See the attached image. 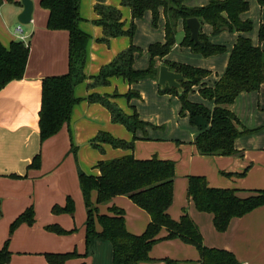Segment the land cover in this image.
<instances>
[{
  "label": "trees",
  "instance_id": "obj_1",
  "mask_svg": "<svg viewBox=\"0 0 264 264\" xmlns=\"http://www.w3.org/2000/svg\"><path fill=\"white\" fill-rule=\"evenodd\" d=\"M13 2V0H8ZM264 10V0H256ZM2 0H0V5ZM40 6L47 10L46 27L49 30H66L68 33L67 59L68 70L64 74L44 76L41 79V97L38 111L39 140L42 143L55 135L61 127L68 123L74 104L80 98L74 96V87L84 80L85 48L89 36L81 30L79 22V0H39ZM121 4L130 8L131 24L124 28L121 12L117 7L106 5L104 0H95L93 9L97 14L92 22L101 26L100 42L108 43L117 36H128L132 40L135 30L134 20L141 18L146 11L152 14L155 24L159 10L162 9L164 22V41L151 43L148 46L149 64L144 69L133 66L136 55L141 49L132 42L120 51L109 63L102 66L90 85H106L108 78L120 76L129 84L143 78L158 77L159 68L155 58H164L175 43L178 20L182 21L184 37L180 44L190 48L194 53L204 57L223 53L225 47L209 41L208 36L199 29L198 39L203 44L194 43L190 39V31L186 19L196 17L200 24L211 26V35L216 36L222 31L238 32L236 41L230 51L226 68L213 86L199 88L200 95L213 101L212 109L202 103L192 102L188 93L210 74L203 68L163 60L170 70L182 73L185 81H181L182 93L178 94L173 87L160 88L162 94H173L180 100V115H188L189 122L198 129L194 145L201 155L241 156L242 152L234 146V140L243 134H249L261 127L248 129L244 127L236 115L228 108L241 92L258 90L264 83V49L259 44H252L244 35L252 29L250 19H242L240 15L249 9L248 0H209L199 7H189L184 0H121ZM258 40L264 41V24L258 28ZM29 44L21 40H13L5 47L0 42V89L12 80L21 79L24 75L28 59ZM113 96H118L114 93ZM138 96L129 89L125 97ZM91 102H99L110 112L113 122L120 123L131 132L143 128L146 123L138 118L133 109L125 114L116 104L106 97L89 95ZM137 137L131 141L115 138L106 132H99L91 145L102 151L99 143H108L114 148L132 149ZM40 153L36 154L30 168H38ZM99 173L87 174L80 171L78 181L86 207L85 247L96 240H107L112 245L111 264H139L153 259L149 252L160 240L178 238L184 243L193 245L198 251L199 264H239L235 255L226 249L208 247L203 244L202 235L196 223L184 210L179 219H173L168 213L173 199L174 162L158 159L155 156L137 159L131 153L108 160H99L94 165ZM245 173H234L242 176ZM231 175L230 173H225ZM96 192V204L107 203L116 195L127 196L134 204L146 211L150 217L145 229L140 234H133L126 228L123 209L111 206L108 212L98 213L97 205L90 201L91 192ZM187 197L191 199L196 210L212 214L213 226L218 232H224L234 217H240L256 207L264 205V189L250 190L245 196L238 195L234 188H217L208 185L202 175H189L187 179ZM53 213H74V201L70 196L63 206L53 205ZM34 222L32 206L22 211L10 224V233L21 223L28 225ZM96 223L100 229H96ZM45 229L56 234L68 231L60 226L46 225ZM162 229L166 233L159 236ZM6 239L0 247V264H7L11 257ZM85 252V254H86ZM73 250L64 253H44L48 264H63L69 259L78 257ZM169 264L172 260L164 259ZM83 264V263H80Z\"/></svg>",
  "mask_w": 264,
  "mask_h": 264
},
{
  "label": "crops",
  "instance_id": "obj_2",
  "mask_svg": "<svg viewBox=\"0 0 264 264\" xmlns=\"http://www.w3.org/2000/svg\"><path fill=\"white\" fill-rule=\"evenodd\" d=\"M32 2V16L30 22L27 24H20L17 21V15L23 8L20 0H13V2L2 0V4L0 5L1 44L8 47L9 43L13 40H21L29 44L28 59L23 77L8 82L0 89V204L1 206L5 205L9 208L10 213L13 214L12 217H17L27 207H33L35 205L34 213L37 215L36 220L39 219L40 209L41 206H43V220L42 224H40V228L42 229L48 222H60L61 218L58 214L51 212L50 209L57 201L56 199L61 197L56 196L54 193L44 194L43 191L37 194L35 184L43 179L45 175L61 169L63 167V162L67 160V158L68 160L72 159L69 156L70 149L65 151L68 148V142L64 143L65 146L63 149L59 144L60 139L69 134L70 127H72L71 121L80 116L92 119L88 121V127H86L85 132L82 131L83 128L76 129L74 135H76L75 140L77 143H81L80 141L83 140L90 141V139L92 140L99 132H106L115 138L125 141H131L133 135L137 137L133 142L132 149L114 148L108 143H99L102 151H100V158L97 159L98 157H96L97 161L105 159V156H103L105 148L109 150L107 159L131 153L137 159H147L155 156L158 159L169 160V158H167L168 156L165 155L138 156L134 151L135 145L142 144L143 141H150L149 143H151L155 140H164L171 135L169 131L171 125L173 124L175 127L178 126V118L181 117L180 120L186 123L189 118L187 114L183 116L177 115L181 104L180 100L179 104H177L178 98L176 95L158 93V77L156 79L150 77L143 78L135 83L129 84L124 78L113 76L108 78V83L106 85H90L93 82L92 77L98 74L100 68L109 63L120 51L126 49L129 44H127V39H120V37H124L123 35L110 38L108 43L98 41L102 36V28L92 22L97 18V14L93 9L95 0H79L78 11L81 18L79 27L89 36L85 48V63L83 67L85 78L81 83H78L73 90L74 96L80 98V102L74 104L72 107L69 122L65 123L55 135L40 143L38 111L41 97V79L44 76L60 75L67 72L68 59L66 41L68 47V33L66 30L46 29L45 22L48 15L47 10L44 9L45 15L43 18L39 19L40 15L37 17L33 14L35 10L34 4L37 5L39 0H32ZM104 3L117 7L120 10L124 28H126V19L123 16L122 9L127 6L122 5L121 0H104ZM248 3L250 10L248 9L243 12L240 17L242 19L252 20L253 26L252 29L244 33V35L250 38L252 44H259L261 48L264 49V41L260 42L255 32L256 22L258 24L264 23V10L258 5L256 0H248ZM127 8L130 11V8ZM149 12L150 11H146L144 15ZM161 12L162 9L159 10V14ZM17 25L21 26L23 37H20L14 32ZM200 28L202 32L208 36L210 42L220 45H222L221 38L224 33L228 32L233 34L234 39H232L231 48L238 36V32L229 31H222L218 34L219 36H212L210 35L211 26L207 23L200 24ZM183 37L184 30L182 21L178 20L175 43L171 47L170 52L164 58H155V65L158 68L162 65L163 60L177 62L176 58H170V53L174 47L190 50V48L180 44ZM163 41L164 27L163 39L157 42ZM134 45L141 49L137 44ZM221 54L222 53L207 57L195 56L192 58L191 62H189V60L187 62H179L210 71V74L205 77L200 84L192 87L190 92L195 91V93L192 96H188L190 101L202 103L209 109L213 108V101L204 99L199 93V88L202 86H213L225 71L230 52L220 57ZM141 55L142 52L135 56L133 66L136 69H142L136 64V60ZM217 57H219L220 61L216 59ZM148 59L146 61H148ZM129 89L136 91L138 96L131 97L128 100L125 97V93ZM114 93H117L118 96H113ZM89 95L106 97L108 101L116 104L128 115L131 114L134 109L138 118L145 122L146 125L142 129H136L134 133L126 129L132 136H128L127 133H123V131L112 127V125H107L105 123L107 120H109V124L119 123H114L112 121L110 112L104 109L101 103L89 101L87 99ZM228 108L236 115L244 127L248 129L261 127L255 132L240 135L234 140L235 148L242 152L241 156L199 154L194 145V139L198 133V129L192 125L191 129L188 128V138L177 139V142L175 141V146L178 149L184 150L186 161L189 165V170L187 171H190V174L188 173L189 175H202L206 178L208 185L211 187L234 188L238 190V195L245 196L250 190L264 189V83L258 90L239 93L233 103L228 105ZM101 121H104V123ZM161 129H169L166 136L163 134L165 131H162L163 133L160 132ZM71 133L73 136V132ZM66 140L67 138L63 139V142ZM38 153H40L39 167L30 168L29 164L32 158ZM195 161L203 162L212 171L209 174L201 171H194L191 166L195 165ZM94 165L92 174L97 175L99 171L97 168H94ZM175 169L176 163L174 162V173ZM218 169H222L223 173H230L231 175L220 176L217 173ZM244 171L245 173L242 176L234 174ZM211 176H213L212 182L210 180ZM17 184L23 185L24 190H14V186ZM184 189L185 185L182 187L181 191L180 188H178V192H180L178 193V197H175V189L173 186V199L168 208V213L173 219H179L185 210L198 226L204 245L231 251L237 258L239 264H264V205L256 207L240 217L232 218L227 229L224 232H218L213 226L211 213L196 210L194 204L187 195L186 201L183 200ZM94 195H96V192L92 191V199H94ZM67 196H70V194H67ZM175 198L177 200L176 203ZM182 200L185 203L187 202V210L182 204ZM57 202H59V200ZM177 202L181 207L179 216L176 206ZM56 203L55 205H57ZM110 205L124 208L125 224L129 232L140 234L145 229L150 219L148 213L136 204L134 205L127 196L116 195L101 207L104 209L105 206ZM128 210L131 212H129V216L127 214ZM71 217L73 218V215ZM27 227L30 226L27 225ZM96 229L99 230L100 226L96 225ZM160 233L162 236L165 235V229H162ZM173 240L175 244L180 243L186 249L189 255L186 256V259L193 260L195 264H199L198 251L193 245L184 243L178 238ZM162 242L165 243L168 241ZM158 243L160 242L156 244ZM2 244L3 239L0 240V247ZM156 244L152 246L149 252L153 260L140 262L139 264H164L160 259L168 257L169 255L166 252L164 254V250H161L159 256H156L154 253L151 255ZM166 246L169 247L171 245L166 243L165 247ZM67 247L68 246L60 247L59 245L45 244L37 241H26L25 244L23 242L21 244H16L13 240L9 249L11 257L7 264H11L14 261L23 264V262L28 259V257L22 256L25 254H33V256H35L34 258H36L35 261L39 264H48L45 260L44 253L69 252L70 250ZM93 251L95 254L93 264L102 263L103 260L105 264H108V262L111 264L112 245L109 241L101 239L96 240L93 245ZM85 252L86 247L85 251H77L79 254L78 257L69 259L63 264H88L90 262L89 257H87L89 251L87 250L86 254Z\"/></svg>",
  "mask_w": 264,
  "mask_h": 264
},
{
  "label": "rangeland",
  "instance_id": "obj_3",
  "mask_svg": "<svg viewBox=\"0 0 264 264\" xmlns=\"http://www.w3.org/2000/svg\"><path fill=\"white\" fill-rule=\"evenodd\" d=\"M209 0H184L185 5L189 7H199L203 6L208 3ZM201 3V4H197ZM203 4V5H202ZM34 12L33 14L39 17V19L44 17L45 10L40 6L39 2L37 5L34 4ZM250 10V7H249ZM123 16L126 19V28H129L131 24V18H130V11L127 7H124L122 9ZM150 15V16H149ZM42 16V17H41ZM164 15L161 12L158 16V19L155 24L152 23V14L149 12L148 14L146 13L141 19H138L134 22L135 25V30L132 36V40L129 39L128 36L120 37V39H127V44H130L131 42L133 44H137L138 46L141 47V52L142 55L138 57L136 60V64L139 66V68H146L149 64V53H148V46L150 43L157 42L158 40L163 39V27H164V22L165 18H163ZM164 19V20H163ZM47 21V19H46ZM252 21V20H251ZM264 24V23H263ZM46 25V22H45ZM259 25L257 22L255 24V32L258 35V28ZM47 29V27H46ZM39 35V34H38ZM211 35V33H210ZM219 36V35H218ZM222 45L225 47V51L221 54L220 57L224 56L225 53H229L231 48V42L232 39H234L233 34L231 33H224L222 35ZM99 43V42H98ZM66 49H67V41H66ZM195 56L202 57L201 54L199 53H194L191 50H183L179 47H174L170 53V58H176V63L179 62H189L192 61V58ZM148 59V61H146ZM217 60L220 61L219 57L216 58ZM185 60V61H184ZM175 62V61H171ZM185 64V63H183ZM189 64V63H188ZM82 82V81H81ZM80 82V83H81ZM159 94H162L158 91ZM194 92H189L188 96H192ZM178 98V96H177ZM192 98V97H191ZM188 99H190L188 97ZM80 102V101H79ZM78 102V103H79ZM77 104V103H76ZM177 104H179V98L177 100ZM104 109L106 107L104 106ZM107 110V109H106ZM179 114V109H178V114ZM178 126H174L173 124L170 127V133L171 135L164 139V140H155L154 142L149 143L150 141H143L142 144H136L134 151L135 153L138 154V156H151V155H156V156H168L169 160H172L173 162L176 163V169H175V179H174V189H175V197H178V193L182 190V187L185 185L184 189V195H183V200L186 199V189H187V176L190 174L187 172L189 170V165L187 164L188 162L186 161V157L184 154L183 149H178L175 146V141L177 139H185L188 138L189 135V129L192 128L189 119L188 122H182L180 118H178ZM92 120L89 117H78L71 121L72 127H70V132L67 134L65 137L60 139V146L62 149L64 148L65 144L68 142V148L65 150L67 151L70 149V154L69 156L72 158L71 160H65L63 162V167L59 170H56L54 173H50L44 176L43 179H41L37 184H35L36 192L37 194H40V191H43L44 194L46 193H54L56 196H59L61 198L56 199V204L58 206H63L65 204V198L67 194H70L71 198L74 201V213H73V218L71 217L72 215L68 213H57L58 216L61 218L60 222H48L47 224L44 225V227L41 229L40 224H42V209H44L43 206H41L40 209V216L39 219H37L36 213H34V220L33 224L29 225L30 227H27V223H21L19 224L12 233H10V224L13 222V220L16 217H12L13 214L10 213L9 208L6 207L5 205L1 206L0 204V240L3 239V242L6 239H9L8 241V248L10 249V244L14 243L16 244H21L22 242L25 244L26 241L29 242H43V243H49L52 245H59L60 247H66L70 250L73 251L75 250L76 252H82L85 251V221H86V207L84 204L83 196L80 191L79 187V181H78V173L80 171L85 172L87 174H92L93 171V165L97 161V159L100 158L101 152L98 148L94 147L91 145V139L90 141H80L81 143L76 142V135L75 131L76 129H82L83 132H85L86 127H88V121ZM77 122V123H76ZM104 123V121H101ZM107 125H112V127L118 128L120 131H123V133H127L128 136H132L127 130L126 127L122 124H109V120L105 122ZM115 123V122H114ZM189 128V129H188ZM167 129H161L160 132L165 131L163 133L165 136L167 135ZM73 132V136L72 133ZM67 138L66 141L63 142V139ZM70 139V141H69ZM177 142V141H176ZM158 143V144H157ZM109 150L107 148L104 149L103 156H105L104 160L112 159L108 158ZM96 157H98L96 159ZM104 158V157H103ZM116 158V157H115ZM96 159V160H95ZM197 159V158H196ZM197 163V164H196ZM194 166H191V168L194 171H201L205 173H210L212 170L208 168L207 165H205L203 162L200 161H195ZM201 164V165H200ZM209 164V163H208ZM189 173V174H188ZM217 173L220 176H227L225 173H223L222 169H218ZM214 174V173H213ZM212 177L210 178L212 182ZM14 190L17 191H22L24 190L23 185L17 184L14 186ZM178 188H180V191L178 192ZM90 195V201L93 204H96V195H94V199ZM181 201L182 204L184 205L185 209L187 207V202L185 203L184 201ZM1 201V200H0ZM176 198H175V203H176ZM186 201V200H185ZM55 203L53 205H55ZM133 203V202H132ZM4 204V203H3ZM97 205V211L98 213H105L108 211L109 207L113 206H105L104 209L101 206H104L105 203H99ZM135 205V204H134ZM35 206V205H34ZM33 206V210L35 212V208ZM177 208H178V216L181 213V207L179 206L177 202ZM53 207V206H52ZM51 207V209H52ZM101 207V208H100ZM123 208V207H121ZM50 211L52 212V210ZM187 210V209H186ZM123 211L125 212L124 208ZM130 211H127L128 216L130 215ZM48 214V213H46ZM56 224L60 226L62 229L68 231L67 233L64 234H56L54 232L48 231L45 229L46 225H53ZM96 225H98L96 223ZM28 228V229H27ZM161 232V231H160ZM159 236H162L161 233H159ZM171 240V241H170ZM170 240H160L158 244L155 245V247L152 250L151 255L154 253L156 256H159L161 254V250H164L168 255V257L162 258V262L164 264H169L166 262L164 259H169L172 260V263L170 264H195L193 260H188L186 259V256H189L186 249L182 246V244L178 243L175 244L173 239ZM162 241H168L163 243ZM183 242V241H182ZM166 243H169L171 246L165 247ZM93 244L90 245L88 248L89 253L87 254V257H89V263L88 264H93V259L95 257L94 251H93ZM69 251V252H70ZM23 257H28L27 260L23 262V264H39L35 261L36 258L33 256V254H25L22 255ZM112 257V255H111ZM23 259V258H21ZM46 260V259H45ZM86 262V258H85ZM159 262V261H158ZM11 264H20L19 262H12ZM99 264H105V261L103 260L102 263L99 262ZM109 264V262H108Z\"/></svg>",
  "mask_w": 264,
  "mask_h": 264
},
{
  "label": "water",
  "instance_id": "obj_4",
  "mask_svg": "<svg viewBox=\"0 0 264 264\" xmlns=\"http://www.w3.org/2000/svg\"><path fill=\"white\" fill-rule=\"evenodd\" d=\"M23 8L22 11L17 15V21L20 24H27L31 20L33 2L32 0H20ZM186 26L190 31V39L197 44L202 45L203 43L198 39V33L200 29V22L196 17H190L186 19ZM182 73L170 70L167 65H160L158 71L157 82L160 88L173 87L177 90L178 94L182 93L183 88L180 85L181 81H185Z\"/></svg>",
  "mask_w": 264,
  "mask_h": 264
},
{
  "label": "built area",
  "instance_id": "obj_5",
  "mask_svg": "<svg viewBox=\"0 0 264 264\" xmlns=\"http://www.w3.org/2000/svg\"><path fill=\"white\" fill-rule=\"evenodd\" d=\"M14 32H15L17 35H19L20 37H23V36H22V28H21L20 25H17V26L15 27Z\"/></svg>",
  "mask_w": 264,
  "mask_h": 264
}]
</instances>
